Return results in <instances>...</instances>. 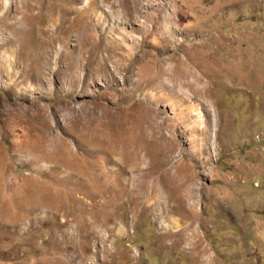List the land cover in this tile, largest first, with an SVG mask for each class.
<instances>
[{
	"label": "rangeland",
	"instance_id": "rangeland-1",
	"mask_svg": "<svg viewBox=\"0 0 264 264\" xmlns=\"http://www.w3.org/2000/svg\"><path fill=\"white\" fill-rule=\"evenodd\" d=\"M0 264H264V0H0Z\"/></svg>",
	"mask_w": 264,
	"mask_h": 264
},
{
	"label": "bare ground",
	"instance_id": "bare-ground-1",
	"mask_svg": "<svg viewBox=\"0 0 264 264\" xmlns=\"http://www.w3.org/2000/svg\"><path fill=\"white\" fill-rule=\"evenodd\" d=\"M150 1V0H149ZM148 5V4H147ZM151 6V5H150ZM154 7V6H153ZM149 8V7H148ZM144 9V8H143ZM146 10V9H145ZM141 12V11H140ZM166 21V20H165ZM160 31L162 33H166V34H171L173 35L174 31L172 29H170L169 27H167V25H163L162 27L159 25ZM199 46V45H198ZM202 46V45H201ZM201 46L197 47L198 49L201 48ZM206 46V45H203ZM205 256V255H204ZM209 261V260H208ZM204 263V262H203Z\"/></svg>",
	"mask_w": 264,
	"mask_h": 264
}]
</instances>
